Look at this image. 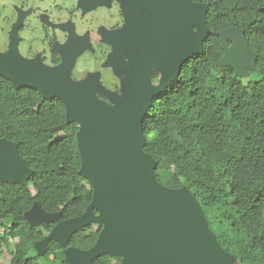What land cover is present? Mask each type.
Masks as SVG:
<instances>
[{
  "label": "trees",
  "instance_id": "trees-1",
  "mask_svg": "<svg viewBox=\"0 0 264 264\" xmlns=\"http://www.w3.org/2000/svg\"><path fill=\"white\" fill-rule=\"evenodd\" d=\"M191 1L206 5L210 34L202 53L153 99L143 120L144 152L157 162L161 185L185 186L195 197L233 264H264V0ZM229 27L241 29L257 55L245 77L219 67L223 50L216 33ZM77 130L65 121L58 99L43 100L34 89L15 92L0 77V138L17 145L32 171L26 186L0 183V257L9 252L7 264H67L55 242L36 253L34 243L53 224L30 227L23 214L34 202L60 220L85 211L92 189L78 174ZM100 230L79 229L68 246L87 250ZM120 261L103 255L93 264Z\"/></svg>",
  "mask_w": 264,
  "mask_h": 264
},
{
  "label": "water",
  "instance_id": "water-1",
  "mask_svg": "<svg viewBox=\"0 0 264 264\" xmlns=\"http://www.w3.org/2000/svg\"><path fill=\"white\" fill-rule=\"evenodd\" d=\"M120 1L137 17L127 20L123 33L102 32V39L113 45L107 63L123 68L128 78L122 98L109 95L112 105L96 97L101 90L97 75L80 82L69 77L75 58L90 46L87 36L70 32L55 68L42 66L37 58L19 59L17 28L7 52L0 54V77L15 92L34 89L43 100L58 99L65 121L77 125L78 174L92 189L90 203L75 218L60 220L59 213L32 204L23 214L30 227L53 224L34 249L43 255L49 242H55L67 264H93L103 255L120 257L119 264H233L235 258L219 245L195 197L185 186L161 185L154 174L157 162L144 152L143 120L153 99L178 78L189 59L203 51L210 34L206 5L191 0ZM106 2L82 0L79 6L85 12ZM216 36L223 50L219 67L228 66L239 77L254 69L257 55L241 29L229 27ZM126 50H131L129 60L119 65L117 60ZM152 68L162 71L157 85L150 83ZM31 177L17 145L0 138V183L26 186ZM90 225L101 226L92 247L68 246L77 230Z\"/></svg>",
  "mask_w": 264,
  "mask_h": 264
},
{
  "label": "flooded vegetation",
  "instance_id": "flooded-vegetation-1",
  "mask_svg": "<svg viewBox=\"0 0 264 264\" xmlns=\"http://www.w3.org/2000/svg\"><path fill=\"white\" fill-rule=\"evenodd\" d=\"M80 1L82 0L77 2V5L73 8V10H64L63 12L59 11L60 15L58 16L53 17V15H49L47 11H42V55L33 54L28 57L27 60H32L38 56V60L42 62V66L47 68H55L62 61L63 52L59 50L62 44L64 45L69 39L70 32L71 35L73 33L76 37L87 36L90 47H92V50L95 48L97 50V56L100 57V67L97 70L87 72L82 78L71 80L73 82H80L87 80L91 75H97V84L102 89V91L97 90L95 95L100 101L106 104H111L110 96L105 92L111 91L113 94L121 96L122 90L120 89L125 88L128 78L126 71L123 68H120L119 66L117 69H115L114 65L109 64V62L107 63L108 56L113 51V45L110 42H105L102 39V32H106L108 34L123 33L125 32L127 20L137 16L126 9L127 5L125 1L107 0L106 3L93 8H102L105 10L107 12L106 19L99 22L92 20L87 26L84 25L80 27L77 25L76 27L77 21L72 23L73 15L77 13V17H80L81 14H86L83 13V9L79 6ZM64 15H66V18L61 20L60 17ZM143 15H145V12H142V16ZM61 39H64L63 43L60 42ZM130 53L131 50H126L124 54L118 58L117 63L119 65L126 64L129 60ZM102 71L109 73L111 77L109 81L102 79ZM151 71L152 76L150 78V83L152 85H157L162 71H158L153 68ZM108 88L111 89L107 91L106 89Z\"/></svg>",
  "mask_w": 264,
  "mask_h": 264
},
{
  "label": "rangeland",
  "instance_id": "rangeland-1",
  "mask_svg": "<svg viewBox=\"0 0 264 264\" xmlns=\"http://www.w3.org/2000/svg\"><path fill=\"white\" fill-rule=\"evenodd\" d=\"M78 1L79 0H0V54L7 52L11 33L14 28H17L16 37L18 40L17 52L19 59L24 61L33 54L42 55V11H47V13L53 15V17L58 16L60 15L59 11L73 10ZM83 13L86 14H81L82 17H77V13L73 15L72 23L77 21L76 27L77 25L80 27L84 25L87 26L92 20L97 22L103 21L106 19L107 15V12L102 8L90 9ZM65 18L66 15L60 17L61 20ZM63 40L64 39H61L60 42L63 43ZM36 58L38 59L39 57L36 56ZM99 60L100 57L97 56V50L95 48L92 50V47L89 46L75 58L70 69V79L75 80L82 78L87 72L99 69ZM40 63L42 64V62ZM102 79L109 81L111 77L108 72L102 71ZM110 89L111 88H108L106 90L109 91ZM120 90L123 91V89ZM109 92L105 93L114 97H123L122 92L121 96H117L111 91ZM109 105H112V102ZM93 227L96 229L98 225H93ZM9 260V252L4 250L0 257V264H7Z\"/></svg>",
  "mask_w": 264,
  "mask_h": 264
},
{
  "label": "built area",
  "instance_id": "built-area-1",
  "mask_svg": "<svg viewBox=\"0 0 264 264\" xmlns=\"http://www.w3.org/2000/svg\"><path fill=\"white\" fill-rule=\"evenodd\" d=\"M0 233H2V229H0Z\"/></svg>",
  "mask_w": 264,
  "mask_h": 264
}]
</instances>
